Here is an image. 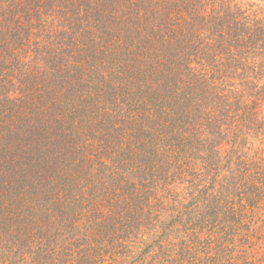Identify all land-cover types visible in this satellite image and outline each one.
Masks as SVG:
<instances>
[{
    "label": "trees",
    "instance_id": "16d2710c",
    "mask_svg": "<svg viewBox=\"0 0 264 264\" xmlns=\"http://www.w3.org/2000/svg\"><path fill=\"white\" fill-rule=\"evenodd\" d=\"M0 264H264V0H0Z\"/></svg>",
    "mask_w": 264,
    "mask_h": 264
}]
</instances>
